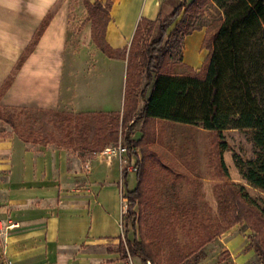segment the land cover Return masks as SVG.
Wrapping results in <instances>:
<instances>
[{
  "label": "crops",
  "instance_id": "1",
  "mask_svg": "<svg viewBox=\"0 0 264 264\" xmlns=\"http://www.w3.org/2000/svg\"><path fill=\"white\" fill-rule=\"evenodd\" d=\"M109 1L103 44L124 56H108L93 41L92 25L87 23L85 32L94 46L81 58L68 47L67 4L55 8L57 0H0V110L121 114L128 53L138 24L154 21L162 12L171 14L183 0ZM192 1L185 0L186 4ZM205 37V29L182 37L180 72L202 66L209 54ZM189 52H194L195 60L187 58ZM22 134L7 129L0 119V197L8 199V207L1 209L10 217L3 240L7 264L142 262L136 256L123 257L127 242L138 234L122 214L120 191L127 195L136 188L137 172L122 174L118 159H108L102 151L81 158L72 152L76 146L34 142ZM133 137L138 139L140 134L134 131ZM128 159L139 167V148ZM131 175L135 180L129 188ZM133 210L137 215L138 206ZM232 237L225 249L229 254L244 241L239 234ZM249 257L236 256L234 263L243 264Z\"/></svg>",
  "mask_w": 264,
  "mask_h": 264
},
{
  "label": "rangeland",
  "instance_id": "2",
  "mask_svg": "<svg viewBox=\"0 0 264 264\" xmlns=\"http://www.w3.org/2000/svg\"><path fill=\"white\" fill-rule=\"evenodd\" d=\"M62 3L68 5L69 12L68 47H73L81 58L92 52L94 45L84 28L87 23L95 26L98 33L97 42L104 46L102 31L108 19V0H57L55 8ZM88 7L93 9V15L88 13ZM191 11L193 12L185 15L182 30H186L188 21L191 22L194 18L196 23L192 27L205 29L206 35L211 36L224 18V11L212 0H204L198 9ZM183 14L184 10L176 22ZM169 15L162 12L160 20ZM157 27L158 24L151 26V23L142 22L139 35L130 51L131 55L134 54V50H137L138 55L141 53L140 47L144 42L151 41L157 35ZM173 27L174 25L167 32H171ZM180 37L181 35L167 47L172 50L174 59L179 57L176 51L179 48ZM134 60L138 62V58ZM204 61L205 59L202 64ZM193 71L200 73L201 66ZM145 82L142 75L140 88ZM148 94L149 91L145 97ZM142 103L139 98L136 115L126 120L124 125L125 128L131 125L132 138L134 131L142 135L144 118L139 117ZM1 118L7 120L4 121L7 129L12 128L23 133L22 135L30 141L70 149L76 146L72 152L81 158H86L103 147L117 144L126 147L125 128L123 130L121 126L117 128L119 123L107 117L98 115L76 117L72 114L62 115L46 111L0 110ZM136 128L140 130H134ZM148 128L152 131L145 137L148 141L146 155H152L153 163L158 160L157 162L168 165L170 170L167 172L152 165L146 175V179L149 180L146 184L151 185L150 190L155 194V202L152 207L147 206L141 212L143 217L141 230L146 234L149 244L157 251L162 264H170V258L174 255L169 246L174 247L172 250L179 252L178 254L182 253L185 258L191 253L181 264H235L234 257L241 259L245 255L250 257L243 264H264V191L250 185L240 174L235 162L236 159L247 161L254 156L248 132L239 129L225 130L223 139L227 148L221 151L216 134L198 126L162 120L150 122ZM111 131L116 132L115 140L111 139ZM220 156L226 166L225 173L219 164ZM134 180L135 177L131 175L129 188ZM244 195L247 196V200L244 199ZM6 207L8 199L2 196L0 264H7L3 253V240L10 226V217L4 215L1 209ZM152 211L154 214H147ZM168 224L169 228L165 229ZM151 226H154V230L150 229ZM234 234H239L244 241L242 245L236 246L233 254H229L225 249L227 241L234 239L232 237Z\"/></svg>",
  "mask_w": 264,
  "mask_h": 264
},
{
  "label": "trees",
  "instance_id": "3",
  "mask_svg": "<svg viewBox=\"0 0 264 264\" xmlns=\"http://www.w3.org/2000/svg\"><path fill=\"white\" fill-rule=\"evenodd\" d=\"M204 0H193L186 4L183 0L174 11L163 20L158 16L154 21L141 20L136 29L128 53V65L124 91V105L121 114L113 112L76 114V117L85 115H98L107 117L111 121L119 123L125 128L126 120L136 115L138 99L141 98L143 106L139 111V117L144 118L142 135L138 139L131 137V125L125 128V141L128 154L134 148H139L141 153V165L137 170L138 184L133 191L127 193L129 207L126 215L127 221H131L133 228L137 230L138 238L127 242L123 249V257H139L142 262L150 264H162L157 251L147 241L146 234L142 232V209L152 207L155 202V194L151 193L150 184H146L148 171L147 164L156 165L159 169L169 171V166L162 162H152V155L148 152V141L145 139L152 130L148 124L153 121H169L173 123L198 126L214 132L218 139V147L226 150L227 144L223 139V132L228 129L247 131L249 140L253 145V158L247 161L236 159V166L242 177L253 187L264 191V0H212V2L224 11L221 24L211 36L205 37L209 54L201 66V72L190 70L188 73L180 72L179 66L182 58V37L199 27H192L196 22L194 18L188 21L186 30H182L185 15L192 9H198ZM108 9L110 1L108 0ZM184 10L182 18L176 19ZM87 11L93 15V9ZM197 12V11H196ZM194 12V13H196ZM50 11L40 26L36 36L32 40L31 47L52 15ZM193 14V13H192ZM196 16V14H194ZM107 22V20H106ZM104 23V27L106 25ZM142 22L158 24L157 35L149 42H144L140 47L141 53L134 50L130 54L135 39L139 35ZM171 32L168 29L173 26ZM104 30V28H103ZM95 26H92V39L101 47L108 56H124L99 44ZM180 37V44L174 59L169 43ZM103 37V31H102ZM30 51L26 50L20 62ZM138 55V56H137ZM138 58V62H135ZM142 75L145 84L142 88ZM4 84L5 89L7 87ZM147 91L149 94L145 97ZM1 94V91H0ZM5 111V110H4ZM3 121V118H1ZM111 139H116V132H110ZM105 147L95 150L102 151ZM221 169L226 171L223 158L219 157ZM155 166V167H156ZM247 200V196H243ZM138 206V215L134 212V206ZM148 215L154 212L147 213ZM146 215V214H144ZM169 228V224L165 229ZM154 230V226L150 227ZM169 241V240H168ZM170 251L174 254L170 258V264H181L190 254L184 255Z\"/></svg>",
  "mask_w": 264,
  "mask_h": 264
},
{
  "label": "built area",
  "instance_id": "4",
  "mask_svg": "<svg viewBox=\"0 0 264 264\" xmlns=\"http://www.w3.org/2000/svg\"><path fill=\"white\" fill-rule=\"evenodd\" d=\"M102 152H104L107 155V158H117L120 169L122 174H125L129 171L131 172H137L138 166L136 163H130L128 159V152L125 146L121 144H117L115 146H109L105 147ZM120 203H121V211L124 217L127 215L128 207H129V201L127 195L120 191ZM129 264H133L131 259H129ZM135 264H150V262H140Z\"/></svg>",
  "mask_w": 264,
  "mask_h": 264
},
{
  "label": "bare ground",
  "instance_id": "5",
  "mask_svg": "<svg viewBox=\"0 0 264 264\" xmlns=\"http://www.w3.org/2000/svg\"><path fill=\"white\" fill-rule=\"evenodd\" d=\"M187 58L190 59L191 61H193L196 59V56H195L194 52H189Z\"/></svg>",
  "mask_w": 264,
  "mask_h": 264
}]
</instances>
